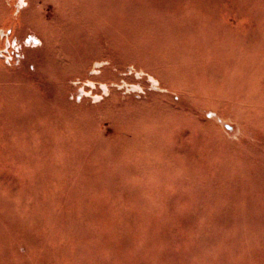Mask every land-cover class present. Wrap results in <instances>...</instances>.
<instances>
[{
	"label": "rangeland",
	"instance_id": "1",
	"mask_svg": "<svg viewBox=\"0 0 264 264\" xmlns=\"http://www.w3.org/2000/svg\"><path fill=\"white\" fill-rule=\"evenodd\" d=\"M26 1L0 0V264H264V0Z\"/></svg>",
	"mask_w": 264,
	"mask_h": 264
},
{
	"label": "bare ground",
	"instance_id": "2",
	"mask_svg": "<svg viewBox=\"0 0 264 264\" xmlns=\"http://www.w3.org/2000/svg\"><path fill=\"white\" fill-rule=\"evenodd\" d=\"M26 3H27L26 0H19V6H21V5L23 6L24 4L26 5ZM78 6H82V5L78 4ZM30 38H34L37 43L42 44V40L40 38L38 39V38L32 37V36Z\"/></svg>",
	"mask_w": 264,
	"mask_h": 264
},
{
	"label": "water",
	"instance_id": "3",
	"mask_svg": "<svg viewBox=\"0 0 264 264\" xmlns=\"http://www.w3.org/2000/svg\"><path fill=\"white\" fill-rule=\"evenodd\" d=\"M34 39V38H33ZM34 41H35V39H34ZM36 42V41H35Z\"/></svg>",
	"mask_w": 264,
	"mask_h": 264
}]
</instances>
